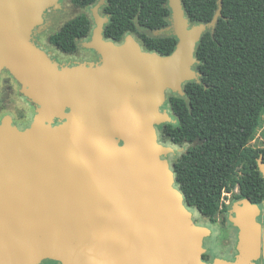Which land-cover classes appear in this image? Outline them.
Returning <instances> with one entry per match:
<instances>
[{
    "label": "water",
    "instance_id": "95a60500",
    "mask_svg": "<svg viewBox=\"0 0 264 264\" xmlns=\"http://www.w3.org/2000/svg\"><path fill=\"white\" fill-rule=\"evenodd\" d=\"M56 1L0 0V57L49 103L91 89L99 132L91 129L86 104H78L57 130L39 120L18 137L22 156L0 167V264L72 254L71 264H112L107 251L119 255V264H225L202 260L198 240L208 230L190 221L173 166L160 160L171 149L154 133V126L171 122L160 111L164 84L185 96L183 84L199 83L201 75L191 69L199 64L195 50L204 33L213 34L221 0L206 24L191 23L182 0H167L176 44L166 56L140 51L131 35L122 46L105 39L108 17L95 10L83 45L100 54L102 64L61 71L29 43L31 28ZM7 134L8 123L0 127V158ZM257 169L264 180L261 158ZM257 216L247 199L229 211L238 229L234 264L264 258V225Z\"/></svg>",
    "mask_w": 264,
    "mask_h": 264
},
{
    "label": "trees",
    "instance_id": "16d2710c",
    "mask_svg": "<svg viewBox=\"0 0 264 264\" xmlns=\"http://www.w3.org/2000/svg\"><path fill=\"white\" fill-rule=\"evenodd\" d=\"M98 1L71 0L82 9ZM182 4L194 24L209 23L218 8L217 0ZM102 13L108 17L105 39L119 43L134 34L148 52L166 56L174 50L173 36L155 38L137 29L168 27L167 0H105ZM91 27L90 19L80 14L49 40L60 51L73 53ZM195 56L199 83L183 85L185 98H169L177 125H165L162 133L173 144L197 143L173 164V172L188 207L212 220L222 193L235 186L252 204L264 200V180L257 169L259 158L264 164V148L249 147L264 113V0H221L214 32L202 35Z\"/></svg>",
    "mask_w": 264,
    "mask_h": 264
},
{
    "label": "flooded vegetation",
    "instance_id": "af4514ba",
    "mask_svg": "<svg viewBox=\"0 0 264 264\" xmlns=\"http://www.w3.org/2000/svg\"><path fill=\"white\" fill-rule=\"evenodd\" d=\"M55 4L52 5L51 8H54ZM91 31H92V27H91ZM39 36L41 35L39 34L31 35L30 34L29 43L32 46H34L37 50H39L41 54L49 60L50 64L54 68H56L58 71H61L63 69L73 68L75 56L79 54V52L80 53L82 52V50L79 51V46L80 44L81 45L83 44V42L81 41L84 39L76 41L77 48L75 52L66 53V52L60 51L57 47H55L50 42L49 39L51 36L47 37L46 40H43ZM90 36H89V39H90ZM115 44H118V43L115 42ZM50 45L54 46L65 57L60 58L58 55H55L54 51L48 47ZM84 49L87 51L93 52L95 57L92 60H89V58L84 59L82 60V62H92V63L98 64L97 66H100L102 64V57L100 54H98L96 51L92 49H86V48ZM69 58H72V59H69ZM90 90L91 89H87V90L82 91L81 93L86 92L88 93V97H89L90 95H92ZM88 100L94 101V104H95V107L91 108L92 110L90 111L88 110V117L91 121V117H92L91 112H93V116H95L94 114L96 112L95 96L93 95L92 98L91 99L88 98ZM73 104H74L73 95H68L67 97H65L61 101L60 104H57V103L52 104V103L45 101L41 95L33 91L28 80H26L23 76H20L18 73H16V71L13 69L11 64L7 62L6 59L0 57V127L3 124L8 123V134H7V140L5 143L6 148L3 153V156L0 158V167L2 168V167L11 166L22 156V150H21L19 138H18L20 135L32 131L34 124L39 120H41L45 128H48L49 130H53V131L57 130L62 124H64L67 121V118L74 112L75 106ZM1 105L4 106V110H2ZM167 105H168L169 110L171 111L170 106H169V99L167 101ZM91 124H92V121H91ZM163 129H164V126L162 128V131ZM119 145H122V142H120ZM233 192L234 193H232V195L229 197L230 199L228 201L227 206H224V211H223L224 216L223 217L219 216L217 219L215 218V219L209 220L208 223L210 224V226L211 224H215L220 227L222 223L220 218H222V221L225 220V225L229 228L230 231H233V234L231 236V238L233 237V240L230 243V248L227 250L228 252L227 255L231 254V256L234 258L235 256L239 254L236 248L238 229L235 228L228 221L229 211L233 210L234 204L237 200L247 199V198L240 195L238 186L233 190ZM253 205H256L257 210H258V216L256 220L258 223H260L263 226L264 225V200L261 201L260 204L258 205L257 204H253ZM210 226L209 227L202 226V227H205L211 231ZM210 231H208L209 233L205 237L202 238L203 239L202 248L204 252L201 254V258L204 262H207V263H213L215 259V256H213L212 253H210L204 247L205 244L208 243L207 241L213 236V234ZM73 245H76V243L74 242L68 243L66 245V247H68L66 250L68 251L69 249H71L69 247ZM34 264H58V261L56 257H42V258H39L38 261ZM255 264H264V258L260 257L258 260H256Z\"/></svg>",
    "mask_w": 264,
    "mask_h": 264
},
{
    "label": "rangeland",
    "instance_id": "374dc122",
    "mask_svg": "<svg viewBox=\"0 0 264 264\" xmlns=\"http://www.w3.org/2000/svg\"><path fill=\"white\" fill-rule=\"evenodd\" d=\"M56 2L57 3L55 4L54 8L49 7L43 11V13L41 15L40 22L31 28V30H30L31 35L32 34H39V35H41V36H39L40 38H42L43 40H46L47 37L56 33L61 28V26L63 24L74 19L76 16H78L80 14H85L90 19L92 29H93L94 28L93 12L95 10L100 17H102V18L105 17L104 14L102 13V9L105 6V0H99L96 4H94L90 7H87V8H83V9L82 8H76L75 6H73L71 4V0H57ZM137 29H138V32L144 33L150 37H155V38L172 37L173 36L172 29L170 28V23H169L168 27L161 29V30H158V31H148V30H144L142 28H137ZM90 34H91V32H90ZM90 34H89V36H90ZM128 35H131L136 40V42L138 43V45L140 47V51H145V49L141 46L140 41L137 39L136 35H134V34H128ZM89 36L86 39L82 40L81 42H83V44L85 42H87L89 39ZM126 36L117 45H119V46L124 45L126 43ZM83 44L82 45L80 44V46H79V51L82 50V52L81 53L79 52V54H77L75 56L73 67H83V68L88 69V70L89 69L93 70L97 67L98 64H95L92 62H82V60H84V59L89 58V60H92L95 57L93 52H90V51H87L84 49L86 47H84ZM48 47L51 50H53L55 55H58L60 58L65 57L54 46L50 45ZM69 59H72V58H69ZM195 68H196V65L191 67V69H195ZM161 90H162V93L164 95V102L160 107V111L166 112L168 114V116L170 117L171 122L167 123V124L172 125V126H176L177 120H176L175 116L171 113V111L169 110L168 105H167V101L170 97L184 98V96H180L177 92L171 90L165 84ZM88 98L91 99L92 96L90 95L88 97V93H86V92L79 93L76 96H74V104L73 105L77 106L78 104H81V105L86 104L87 111L88 110L90 111V110H92L91 108L95 107V104H94V101L88 100ZM1 108H2V110H4L3 105H1ZM91 114H92L91 129H92L93 133L96 134L99 132L98 123H96L97 119L95 116H93V112H91ZM167 124L161 123L159 125L154 126V133L156 135L157 142L159 144L166 146V147L171 149L170 153L163 154L160 157V159L164 160L168 164V166L171 168L172 165L174 163H176L181 158V156L186 153V151L190 147L197 145V143H193V144L181 143L178 145L173 144L169 140V138L163 136V134H162L163 126H165ZM249 147H251L253 149L264 148V113L261 117L260 125L256 129L251 141L249 142ZM239 176H240V171H238V173H237V178ZM174 186H175V188H178L177 185H174ZM236 187L237 186H235L233 189H231L227 193L229 196L226 195V193H225V195L221 196L220 207H219L220 209L217 213L218 214L217 217H215L216 219L219 216H222V217L224 216L223 211H224L225 203L229 201V199H230L229 197L232 195V193H234L233 190ZM184 209L189 213L190 221L193 224H196L197 226H207V227L210 226V224L208 223V220H205V218L195 208H190V207L184 206ZM220 220L222 222L220 227L215 225V224H211V226H210L211 231L210 232L213 234V236L207 241L208 243L205 244L204 247L210 253H212L213 256H215L214 261H221V263H225V264H234L236 262V259H238L240 255H237L234 258L231 256V254L227 255L228 254L227 250L230 248V243L233 240V237L231 238L233 231H230L229 228L225 225V220L222 221V218H220ZM202 240L201 239L198 240L200 245H202ZM72 255L69 256L70 258L68 257L69 261L63 255L61 257L60 256H55V257L57 258L58 264H71L70 262H71ZM105 257H106V259H110V262H112V264L118 263L119 255L116 253H111V252L107 251V254L105 255Z\"/></svg>",
    "mask_w": 264,
    "mask_h": 264
},
{
    "label": "crops",
    "instance_id": "0c3cea01",
    "mask_svg": "<svg viewBox=\"0 0 264 264\" xmlns=\"http://www.w3.org/2000/svg\"><path fill=\"white\" fill-rule=\"evenodd\" d=\"M218 215V214H217ZM217 215L215 216V217H217ZM205 218V220H208L209 221V219L208 218H206V217H204ZM215 219V218H214ZM196 225V224H195ZM197 226V225H196ZM198 227H202V226H198ZM202 228H205V227H202ZM205 229H207V228H205ZM208 231H210L209 229H207ZM209 233V232H208Z\"/></svg>",
    "mask_w": 264,
    "mask_h": 264
},
{
    "label": "built area",
    "instance_id": "2783aa9c",
    "mask_svg": "<svg viewBox=\"0 0 264 264\" xmlns=\"http://www.w3.org/2000/svg\"><path fill=\"white\" fill-rule=\"evenodd\" d=\"M225 193H226V195H228V194H227L228 192H225V191L222 193V195H225ZM228 196H229V195H228ZM227 204H228V202L225 203V206H227Z\"/></svg>",
    "mask_w": 264,
    "mask_h": 264
}]
</instances>
